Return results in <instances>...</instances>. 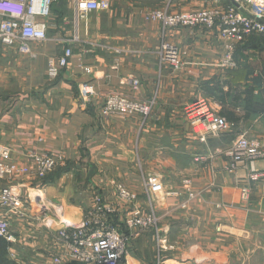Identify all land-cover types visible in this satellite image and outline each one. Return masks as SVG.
<instances>
[{
  "label": "crops",
  "instance_id": "0c3cea01",
  "mask_svg": "<svg viewBox=\"0 0 264 264\" xmlns=\"http://www.w3.org/2000/svg\"><path fill=\"white\" fill-rule=\"evenodd\" d=\"M233 3L111 0L109 10L81 18L75 0H54L47 16L36 17L47 23L46 39L28 41L25 48L20 41L0 42V144L10 147L13 167L0 180V191L11 186L25 199L9 219L15 236L9 252L19 264H55L61 254L63 264H78L64 258L59 230L83 223L94 193L118 209L116 218L125 215L118 183L137 192L138 203L147 208L148 173L173 192L161 195L155 207L159 227L176 248L160 253L152 229L124 227L131 239L121 264H264V178L243 199L250 164L231 172L223 155L242 134L264 148V37L255 34L239 44L238 66L227 68L219 65L225 43L215 29L163 30L145 18L154 8L187 12ZM5 18L0 12V24ZM164 42L183 52L180 69L159 62ZM67 48L69 63L50 76V65H58ZM134 78L140 81L136 90ZM86 82L95 89L87 106L80 94ZM111 93L155 104L147 118L101 115ZM201 96L236 121L231 131L200 140L202 127L190 125L182 107ZM33 154L59 162L39 175ZM254 166L264 171V158ZM187 178L194 197L182 208Z\"/></svg>",
  "mask_w": 264,
  "mask_h": 264
},
{
  "label": "built area",
  "instance_id": "2783aa9c",
  "mask_svg": "<svg viewBox=\"0 0 264 264\" xmlns=\"http://www.w3.org/2000/svg\"><path fill=\"white\" fill-rule=\"evenodd\" d=\"M54 0H0V12L7 16L0 24V42L12 46L21 42L24 48L31 40L47 38V23L36 20V17H45L50 12ZM232 5L225 7H205L196 11L168 12L164 9H150L145 18L150 22L159 23L163 30L168 28L203 27L216 30L219 38L225 43V53L219 65L235 68V50L248 36L253 33L264 36V0H233ZM111 6V0H75L78 17L83 18L94 11H106ZM27 50L29 48L27 46ZM72 56L71 48H67L60 56L58 65L52 63L49 75L54 77L58 69L69 63ZM159 62L180 69L184 65L183 52L175 45L164 42L158 50ZM86 72H91V67H85ZM133 89H138L140 81L131 80ZM95 93L93 85L83 83L80 85V94L86 106L90 103ZM154 100H137L119 93H111L101 107V115H132L139 114L144 118L152 112ZM183 113L190 125L202 127L201 141L207 137L217 136L231 131L234 124L221 116L212 105L210 99L201 96L183 105ZM227 157L226 169L234 171L244 162H249V184L242 188L243 199H248L252 191V183L264 178V171L257 170L254 162L264 158V148L250 140L246 134L240 135L224 150ZM203 160V157H197ZM32 161L39 175H46L56 168L58 159L47 154H33ZM11 149L0 144V180L12 173ZM26 168L18 171L26 172ZM192 181L185 179L184 188L188 199L181 206L187 208L188 202L194 197L191 189ZM144 188L147 194V205L143 207L139 201L138 193L126 185L118 183L117 196L125 205L126 213L119 214L113 205L105 203L101 193H94L93 201L87 211L85 220L81 225L62 227L58 232V244L62 246L64 258L78 264H121L127 252L131 235L124 227L143 230L152 229L159 252L174 250L176 245L168 241V236L159 227V216L155 203L161 195L173 194L165 190L164 183L155 173H148L144 178ZM25 205V199L20 190L6 186L0 191V206L6 213L0 215V236L8 242L15 241V236L10 229V214L20 211ZM119 219V221H118ZM55 264H63L62 254L54 258Z\"/></svg>",
  "mask_w": 264,
  "mask_h": 264
},
{
  "label": "trees",
  "instance_id": "16d2710c",
  "mask_svg": "<svg viewBox=\"0 0 264 264\" xmlns=\"http://www.w3.org/2000/svg\"><path fill=\"white\" fill-rule=\"evenodd\" d=\"M255 34L256 33L251 34L243 42H245L249 37H251L252 35H255ZM258 35H260V34H258ZM234 57H235V55H234ZM235 60H236V58H235ZM236 66H238L237 60H236ZM220 115L225 117L230 123H233L234 126H235V122L236 121H232V120L228 119L226 116H224L222 114H220ZM9 247H10V243L5 238L0 236V264H17V262H15V261H13L12 259L9 258V253H8V248Z\"/></svg>",
  "mask_w": 264,
  "mask_h": 264
},
{
  "label": "rangeland",
  "instance_id": "374dc122",
  "mask_svg": "<svg viewBox=\"0 0 264 264\" xmlns=\"http://www.w3.org/2000/svg\"><path fill=\"white\" fill-rule=\"evenodd\" d=\"M154 9H156V8H154ZM156 205H157V201H156L155 206ZM8 253H9V258L12 259L13 261L17 262V260L15 258L11 257L10 252H9V248H8ZM17 264H19V263L17 262Z\"/></svg>",
  "mask_w": 264,
  "mask_h": 264
}]
</instances>
